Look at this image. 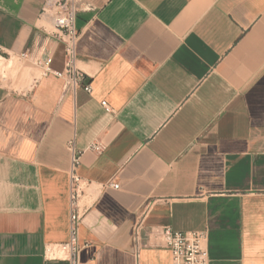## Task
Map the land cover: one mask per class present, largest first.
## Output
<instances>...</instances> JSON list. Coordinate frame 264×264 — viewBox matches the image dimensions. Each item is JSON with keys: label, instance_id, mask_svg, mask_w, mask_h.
<instances>
[{"label": "crops", "instance_id": "obj_1", "mask_svg": "<svg viewBox=\"0 0 264 264\" xmlns=\"http://www.w3.org/2000/svg\"><path fill=\"white\" fill-rule=\"evenodd\" d=\"M81 1L90 93L54 74L43 0H0V264H68L71 139L82 264H136L138 225L139 264H172L161 226L264 264V0Z\"/></svg>", "mask_w": 264, "mask_h": 264}, {"label": "built area", "instance_id": "obj_2", "mask_svg": "<svg viewBox=\"0 0 264 264\" xmlns=\"http://www.w3.org/2000/svg\"><path fill=\"white\" fill-rule=\"evenodd\" d=\"M90 8H92L90 4L83 3L81 0H43L39 12V19L47 22L52 27L51 34L63 43L64 68L61 71H54V74L63 78L64 91L73 92L80 84L83 85L86 92L90 93L91 91L90 83L83 82L84 73L76 65L75 49L79 36V30L76 27V17L82 10ZM40 63L44 72L50 71L49 58ZM101 104L107 108L105 101H102ZM67 148L70 152L68 168L70 185L69 239L61 246V249L69 255L68 264H82L77 256L79 249L77 232L81 217L76 204L78 190L80 189L79 176L77 174L80 153L75 148L73 139L69 140ZM89 149L98 152L101 149V145L98 142H92ZM109 184L113 187H118V184L111 182ZM138 226L134 230L133 240L136 264H139L138 252L143 245L138 237ZM151 233L156 237H160L169 249L172 264H209L205 231H174L169 226H161L153 229Z\"/></svg>", "mask_w": 264, "mask_h": 264}, {"label": "bare ground", "instance_id": "obj_3", "mask_svg": "<svg viewBox=\"0 0 264 264\" xmlns=\"http://www.w3.org/2000/svg\"><path fill=\"white\" fill-rule=\"evenodd\" d=\"M2 63H3V59L0 57V66H1V65H3V66H4V65L7 66V64H8V62H6L7 64H2ZM10 63H12V62H10ZM10 63H9V64H10ZM4 68H6V67H4ZM4 68H3V69H4ZM1 69H2V66H1ZM0 72H1V71H0ZM2 72H3V71H2Z\"/></svg>", "mask_w": 264, "mask_h": 264}, {"label": "rangeland", "instance_id": "obj_4", "mask_svg": "<svg viewBox=\"0 0 264 264\" xmlns=\"http://www.w3.org/2000/svg\"><path fill=\"white\" fill-rule=\"evenodd\" d=\"M38 70V72H40V70L39 69H37ZM37 72V71H36ZM22 74V73H21ZM22 76V75H21Z\"/></svg>", "mask_w": 264, "mask_h": 264}]
</instances>
